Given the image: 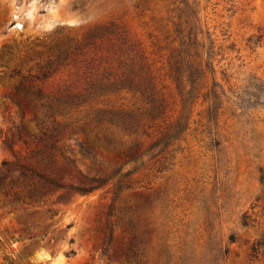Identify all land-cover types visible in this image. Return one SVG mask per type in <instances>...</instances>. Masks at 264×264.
I'll return each instance as SVG.
<instances>
[{
	"label": "rangeland",
	"instance_id": "obj_1",
	"mask_svg": "<svg viewBox=\"0 0 264 264\" xmlns=\"http://www.w3.org/2000/svg\"><path fill=\"white\" fill-rule=\"evenodd\" d=\"M174 1L0 0V264H264V246L251 249L264 240V107L235 116L225 105L212 130L216 153L200 96L179 138L128 162L181 110L169 64L183 6ZM190 1L200 37L214 44L213 76L226 88L264 82V0ZM130 42L167 98L163 118L143 114L127 86ZM102 109L143 118L128 130L100 118ZM50 131L57 147L39 137ZM16 156L65 187L23 176L17 164L8 170L4 160ZM118 168H135L120 190Z\"/></svg>",
	"mask_w": 264,
	"mask_h": 264
},
{
	"label": "trees",
	"instance_id": "obj_2",
	"mask_svg": "<svg viewBox=\"0 0 264 264\" xmlns=\"http://www.w3.org/2000/svg\"><path fill=\"white\" fill-rule=\"evenodd\" d=\"M147 1L148 0H136V4L138 7H144ZM179 2L182 3L183 6H177L179 12L178 20L174 22V31L176 36L179 37L180 43L179 46L175 47L172 51L169 64L173 80L180 94L181 110L177 117L168 123L167 127L156 139H154L143 151L131 156L128 162H138L142 160L143 156L146 154H151L153 152L152 154L155 155L158 152L164 151L172 141L179 138L188 127V107L197 101L200 96L207 101V127L210 133L212 148L216 153H222L223 148L221 141L212 130L218 125L219 114L225 109V105H231L229 107L231 108L232 114L235 116L244 115L247 113V110L251 108L264 107V82L260 81L257 77H253L248 83L235 89L232 86L228 88L224 87V85L213 76L215 73V65L213 63L215 48L213 41L206 45L200 37L199 34L202 30L198 23V9L194 3L190 0H179ZM122 39L123 44L128 43L125 37H122ZM125 51L130 54L131 58L130 74H128L126 79L127 86L129 89L133 90V93H140L146 104L142 113L152 121L161 117L163 118L168 108L167 98L158 87L146 55L141 47L134 42H130L125 47ZM60 57L61 56L58 55L59 61L61 60ZM51 68L52 67L49 65L47 70L41 73L40 76L42 78L48 76ZM208 73L212 74L213 82L211 85H204V79L207 77ZM40 76L38 77L40 78ZM71 97L72 99L68 98L66 103L76 98L74 95ZM238 109L240 110L239 112L237 111ZM99 112L100 118L120 124L128 130H136V122H139L143 118L141 116L142 113H136L130 110L102 109ZM55 136V131L43 132V135H39L41 141L50 148L58 146ZM5 142L7 143V141ZM86 150L89 151V149ZM3 163L8 165V170L12 167L10 165L17 164L20 168L19 173L23 176L39 174L46 178L50 184H55L58 187H65V185L59 183L56 178L40 172L31 161H23L19 156L15 161L4 160ZM118 170L120 171V169L118 168L116 170V186L117 190H120L124 185L123 176L133 173L135 168L121 173ZM260 172V181L264 184V170L260 169ZM100 184L101 183H99V185ZM99 185H95V187ZM90 190L92 189H84L82 192L86 193ZM248 218L249 215L244 213L242 220L243 225H248L250 223ZM112 238L113 235L111 230L106 247L101 253L103 256L108 255V247ZM231 238L234 240L233 234ZM263 246L264 240L254 242L251 246L252 255L256 256ZM71 252L74 251L72 250Z\"/></svg>",
	"mask_w": 264,
	"mask_h": 264
}]
</instances>
